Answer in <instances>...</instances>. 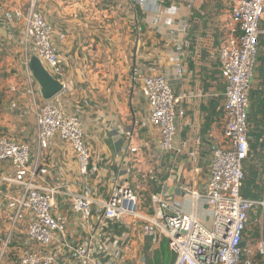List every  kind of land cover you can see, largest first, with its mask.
<instances>
[{"label":"crops","instance_id":"1","mask_svg":"<svg viewBox=\"0 0 264 264\" xmlns=\"http://www.w3.org/2000/svg\"><path fill=\"white\" fill-rule=\"evenodd\" d=\"M235 1L0 0V134L22 139L35 124L28 96L22 89L11 90L25 80V59L30 55L25 21L9 24L3 14L14 9L24 15L40 12L54 29L63 78L71 84L68 91L49 100L39 92L37 110L49 102L79 119L90 148L91 167L97 168L86 176L93 195L106 198L114 185H128L144 213L149 211L152 193H171L176 207L207 221L205 205H192L190 192L204 189L212 153L224 140L225 83L218 48L230 32ZM59 33L65 38L59 40ZM148 74L167 79L178 99L176 109L183 111L176 118L172 148L167 152L159 148V132L149 123L148 102L140 88L141 77ZM255 77H259L256 69L251 93ZM250 110L249 106L252 143L254 133L261 136V123L254 125L256 118H251ZM121 131H132V136ZM29 144L32 158L46 169L43 180L48 185L78 189L83 176L67 143L54 136L48 148L42 149L32 132ZM254 166L248 169L244 163L245 179L250 169L253 176ZM6 167L0 163V175L8 171ZM244 184L245 180L243 188ZM141 192L148 195V204ZM10 195L8 188L0 187V264H16L29 245L25 234L28 214H16ZM55 201V211L67 222L68 242H81L85 233L80 219L62 194ZM147 247L138 252L145 254L146 264H152L149 256L160 246L150 251ZM138 252L134 248L132 255Z\"/></svg>","mask_w":264,"mask_h":264},{"label":"built area","instance_id":"2","mask_svg":"<svg viewBox=\"0 0 264 264\" xmlns=\"http://www.w3.org/2000/svg\"><path fill=\"white\" fill-rule=\"evenodd\" d=\"M263 18L264 0H236L231 8L230 32L218 48L225 83L224 140L212 153L204 189L190 192L192 205L201 203L207 207V226L194 212L176 207L161 192L150 195L149 211L144 213L138 196L128 185H114L106 198L93 195L86 176L97 168L91 167L90 148L79 119L67 116L49 102L37 110L39 91L28 67L30 56H36L53 77H59L60 93L68 91L71 84L63 78V59L54 29L40 12L24 15L16 9L6 11L3 19L7 23L25 21L24 32L30 43L25 80L11 90L22 89L34 107L32 132L39 147L48 148L50 139L57 136L71 147L83 176L74 191L64 190L66 185H48L43 180L46 169L32 158V132L25 131L22 139L0 134V163L8 169L0 175V187L11 191L16 214H28L25 234L29 245L16 264H146L145 254L138 251L145 246H149L148 251L156 249L162 240L167 243L168 259L171 250L176 253L173 264H264V238L252 239L253 243L244 241L251 217L263 231L264 188L257 199L242 195L244 163L252 141L248 113L251 83L260 39L264 38ZM57 37L62 40L65 35L59 33ZM140 81L149 106V123L159 132L160 150L167 152L172 148L176 118L183 111L176 109L178 99L163 75L148 74ZM121 132L132 136V131ZM150 178L154 180V176ZM61 194L82 223L85 236L79 243L68 242L66 219L55 211V197ZM134 248L141 254L133 256Z\"/></svg>","mask_w":264,"mask_h":264},{"label":"rangeland","instance_id":"3","mask_svg":"<svg viewBox=\"0 0 264 264\" xmlns=\"http://www.w3.org/2000/svg\"><path fill=\"white\" fill-rule=\"evenodd\" d=\"M264 28V25L262 26ZM256 75L264 79V38L260 39V51L258 56V63L256 67ZM259 77H255L253 81V93L250 94V112L251 118H256V122L261 123V140L257 143L250 144V152L248 158L245 161V166L255 165V175H253L254 182L249 185L247 179H245L244 189L242 195L247 198L257 199L264 188V80L260 81ZM261 88V93L257 91ZM258 114V116H257ZM247 164V165H246ZM143 195L144 202L148 204V195L145 192H141ZM146 206V205H145ZM207 210V209H203ZM252 221L248 223L246 235L244 236L245 243H253L252 239H258L260 237L264 238V225L262 227L263 231L259 230L258 223L255 222L254 217H251ZM209 222L206 221V225L209 226ZM118 232V229H115ZM261 231V232H260ZM160 249L154 254H150V260H153L152 264H166L168 262V251L167 243L165 240L161 241L159 245Z\"/></svg>","mask_w":264,"mask_h":264},{"label":"water","instance_id":"4","mask_svg":"<svg viewBox=\"0 0 264 264\" xmlns=\"http://www.w3.org/2000/svg\"><path fill=\"white\" fill-rule=\"evenodd\" d=\"M28 67L31 71L33 78L39 87V92L43 99L49 100L61 91V83L54 78L43 66L40 60L32 55L29 58ZM169 196V195H168ZM170 198L173 195L170 193ZM205 208H207L205 206ZM148 248V247H147ZM176 258V253L171 250L169 252L168 264H173Z\"/></svg>","mask_w":264,"mask_h":264},{"label":"trees","instance_id":"5","mask_svg":"<svg viewBox=\"0 0 264 264\" xmlns=\"http://www.w3.org/2000/svg\"><path fill=\"white\" fill-rule=\"evenodd\" d=\"M259 125V124H258ZM254 142L253 143H257L258 141L260 142V140H261V136H260V134H258V133H254ZM253 175H255V174H253ZM249 178H248V180H247V183L249 184V185H251V184H253V182H254V179H253V176L251 177V169H250V175L248 176ZM244 189V188H243ZM243 189H242V192H243ZM167 262V261H166Z\"/></svg>","mask_w":264,"mask_h":264}]
</instances>
